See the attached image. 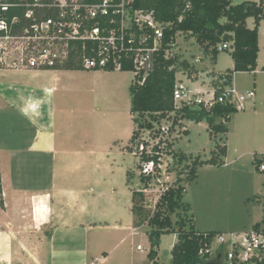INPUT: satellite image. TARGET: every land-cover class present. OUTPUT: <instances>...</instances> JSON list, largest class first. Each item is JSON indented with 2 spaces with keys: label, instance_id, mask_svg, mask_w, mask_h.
Segmentation results:
<instances>
[{
  "label": "rangeland",
  "instance_id": "obj_1",
  "mask_svg": "<svg viewBox=\"0 0 264 264\" xmlns=\"http://www.w3.org/2000/svg\"><path fill=\"white\" fill-rule=\"evenodd\" d=\"M242 1L233 0L234 3ZM246 25L253 28V19L248 18ZM257 40L255 74L234 73L231 82L237 95L246 96L253 90L255 97L246 98L243 109L230 115L225 123L228 128L225 136L211 135L206 118L200 121L185 119L172 132L164 121L155 124L152 132L138 130L130 114L129 86L134 78L133 71L62 70L54 78L42 69H0L1 87L7 84L54 87L51 92L54 115L46 121L50 124L44 130L49 134V150L42 162L51 167L48 177L61 197L64 219L74 218L83 208L89 212L99 205L116 211L119 216L120 210L128 211L133 193L143 196V200L142 196L136 197L138 202L133 210L131 202L134 225L138 227L134 235L130 231L129 213L130 218L118 217L122 223L117 229L121 230H115L112 223L108 226L97 224L90 229L92 256L95 252L108 253L104 262L95 264H153L147 259L151 229L147 219L181 168L172 170V156L166 153L168 149L164 144L166 152L160 158L161 170L148 186L143 185L138 165L141 152H150L154 145H161L165 140L173 141L171 152L200 160L209 159L215 144L221 138L225 140L227 152L221 158L223 164L198 168L197 180L185 184L183 202L191 207L189 215L196 230L223 234V246L228 249L231 235L242 237L251 232L255 224L262 223L264 172L255 168V160L262 159L264 163V20L259 24ZM174 51L179 61H186L188 65L186 69L179 66L176 78L188 87L192 99L209 100L214 82L233 68L229 52L220 51L213 60L187 34L176 35ZM25 126L26 121L11 110L0 109V173L10 176L11 172L14 179L19 172L25 181L18 184L29 187L43 168L41 160L18 154L21 157L3 161L4 153L1 152L3 148L22 150L28 147L31 131ZM133 131H136L134 136ZM35 162L39 164L34 165ZM22 163L30 166L26 176L21 174ZM46 166L38 179L48 173ZM32 172L35 176H31ZM126 180L128 185H125ZM94 218L85 217L80 222L89 223L95 221ZM178 219L172 216L173 222ZM176 241L172 233L161 235L155 247L158 264H171V250ZM138 246L141 250H137ZM215 246L213 249L218 244Z\"/></svg>",
  "mask_w": 264,
  "mask_h": 264
},
{
  "label": "trees",
  "instance_id": "obj_2",
  "mask_svg": "<svg viewBox=\"0 0 264 264\" xmlns=\"http://www.w3.org/2000/svg\"><path fill=\"white\" fill-rule=\"evenodd\" d=\"M48 3L54 0H40ZM87 4H94L100 0H83ZM136 10L152 13L157 23L162 25L163 38L160 42L159 51L154 59V67L144 78L141 74H134L129 86L130 114L134 126L138 130L154 131L153 126L164 121L168 124L170 132L177 126H181L185 119L200 121L206 118L211 135L225 136L228 128L225 123L229 121L230 115L236 110L226 102L212 109H206L202 103L175 104L173 100V87L176 82V74L179 66L184 69L188 67L186 61H179L175 49V37L178 33L187 34L194 38L195 42L203 49V52L215 60L220 45L228 44L227 51L233 60V68L224 74L225 82L219 84L214 82L216 95L221 94L224 86L230 85L234 73L254 72L258 58V28L264 20V0H243L234 3L233 0H134ZM19 15L22 10L0 11V20H10L11 17ZM253 19V28H248L246 21ZM24 22L21 21V26ZM80 50V45L78 44ZM82 69L78 62L71 58L68 63L60 67L42 70H79ZM113 72L112 70H101ZM122 71H132L127 67ZM215 120L218 123H215ZM187 131L184 130V133ZM136 131H133V136ZM151 149L150 153L143 151L140 161H152L159 163V159L166 152L172 156V170L180 167L181 171L176 173V180L160 195L155 204L152 215L147 219V225L151 228L148 232L150 251L147 258L158 264L155 247L163 234L172 233L176 235L177 241L171 250V264H208L213 261V254L209 250L214 237L219 233L196 230L189 215L190 205L183 202L185 184L197 180L198 168L202 166H221L225 157L227 147L224 138L216 143L211 151V157L200 160L199 157L186 156L183 153L171 152L173 141H161ZM166 147L164 149L162 145ZM171 149V150H170ZM255 168L259 170L263 163L262 159L255 160ZM169 168V167H167ZM168 170V169H167ZM260 171V170H259ZM264 172V171H261ZM144 186H148L152 177L141 176ZM137 193L132 194V210L137 204ZM2 189L0 178V207H3ZM143 200V196L141 197ZM138 207V206H137ZM179 219L172 221V216ZM262 223L255 224L258 229ZM200 252H202L200 254Z\"/></svg>",
  "mask_w": 264,
  "mask_h": 264
},
{
  "label": "built area",
  "instance_id": "obj_3",
  "mask_svg": "<svg viewBox=\"0 0 264 264\" xmlns=\"http://www.w3.org/2000/svg\"><path fill=\"white\" fill-rule=\"evenodd\" d=\"M11 9H21L22 15L0 20V69L55 68L74 58L84 70L122 71L131 67L134 74L140 73L144 78L154 67L163 38L162 25L152 13L136 10L134 0H100L94 4L83 0H0L1 12ZM229 48L223 44L217 50ZM218 80L219 84L225 82L224 76ZM218 88L221 87L213 85L212 97L207 101L192 99L188 87L177 79L173 100L175 104L202 103L206 109L228 102L238 111L243 109L246 98L255 96L253 91L246 96L237 95L231 84L216 95ZM161 164L160 159L157 164L140 161L139 175L153 177L161 170ZM259 170L264 171V163ZM231 238L225 249L224 235L214 237L206 250L213 254L212 264H264V224L242 237ZM216 244L218 247L213 249ZM137 250L141 248L138 246Z\"/></svg>",
  "mask_w": 264,
  "mask_h": 264
},
{
  "label": "crops",
  "instance_id": "obj_4",
  "mask_svg": "<svg viewBox=\"0 0 264 264\" xmlns=\"http://www.w3.org/2000/svg\"><path fill=\"white\" fill-rule=\"evenodd\" d=\"M42 71L51 73V76L55 78L58 72L62 70ZM254 72L251 73L255 74ZM53 89L54 87L45 89L44 86L34 85L24 87L7 84L0 86V109L11 110L13 114L26 121L27 126L25 128L31 131L28 147L22 150L3 148L1 150L4 153L2 160L19 158L28 154L35 160H41L39 163L43 165L29 187L18 184L25 181L19 172L15 174L19 178L14 176V179L11 177V175L13 176L11 172L10 176L0 173L1 199L3 201V207H0V264L102 263L108 258V253L95 252L92 256L89 237L91 228L96 227L97 224L108 226L112 223L115 230H121L117 229L121 227L122 223L118 217L130 218L129 213L132 222H130L131 227L129 226L131 234L134 235L138 229L134 225L131 212L132 195L128 211L120 210L119 216L115 214L116 211L99 205L95 210L88 212L87 209L83 208L74 218L70 219L68 216V220L64 219L62 205L59 202L61 197L57 188L53 186L51 178L48 177L51 167L42 162L44 154L49 150L47 145L49 134L44 130L50 124H46V121L52 119L54 115L51 97ZM43 142L44 144H42ZM39 163L35 162L34 165ZM22 165L23 172L21 174L26 176L27 168L29 169L30 166H27L26 163H22ZM45 166L48 173L43 175L44 178L38 179ZM35 174L32 172L31 176H35ZM125 185H128L127 180ZM85 217H95V221L85 224L80 222ZM110 218L113 220L111 221ZM74 219L75 221H73ZM95 248L97 250V247ZM99 254L102 256L100 257ZM208 264H212V262Z\"/></svg>",
  "mask_w": 264,
  "mask_h": 264
}]
</instances>
